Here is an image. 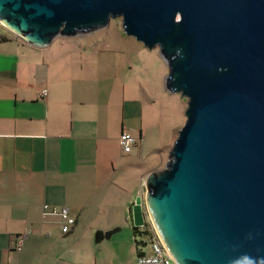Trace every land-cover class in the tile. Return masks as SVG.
Here are the masks:
<instances>
[{
	"label": "water",
	"instance_id": "1",
	"mask_svg": "<svg viewBox=\"0 0 264 264\" xmlns=\"http://www.w3.org/2000/svg\"><path fill=\"white\" fill-rule=\"evenodd\" d=\"M121 20L159 49L187 100L145 206L176 264H264V0H0V24L34 46ZM146 224L143 199L133 209Z\"/></svg>",
	"mask_w": 264,
	"mask_h": 264
},
{
	"label": "crops",
	"instance_id": "2",
	"mask_svg": "<svg viewBox=\"0 0 264 264\" xmlns=\"http://www.w3.org/2000/svg\"><path fill=\"white\" fill-rule=\"evenodd\" d=\"M2 34L9 35L0 24ZM7 38L0 40V264H135L146 236L133 209L170 148L154 140L152 111L130 100L123 83L130 70L103 68L95 45ZM60 45L77 56L58 57ZM123 132L137 140L131 154L120 147Z\"/></svg>",
	"mask_w": 264,
	"mask_h": 264
},
{
	"label": "rangeland",
	"instance_id": "3",
	"mask_svg": "<svg viewBox=\"0 0 264 264\" xmlns=\"http://www.w3.org/2000/svg\"><path fill=\"white\" fill-rule=\"evenodd\" d=\"M119 28L122 29L120 19L113 20L108 27L89 35L74 38L59 36L53 41L55 45L59 44L60 41H64V43L65 41H75L83 47L95 45L96 52L93 55L101 56L107 60L102 65L103 68L116 71L121 67L130 70L128 81L123 82L127 83L130 100L135 101L138 110L144 111L143 109H146V113L152 111L150 121L154 128V140L156 144H161L162 150L167 149L169 146L171 151L179 131L186 122L187 100L180 95L171 94L167 91L166 79L169 75V67L161 56L160 50L146 49L132 38L124 37ZM7 32L10 36H15L9 31ZM61 46L56 48V52H62L58 57L69 59L77 56L74 53L76 51L72 53L70 49L61 48ZM148 107H150V110ZM144 201V210H146L148 219L156 235H158L157 237L161 239L148 210L149 208L147 205L145 206ZM150 252L148 247L146 253L149 254Z\"/></svg>",
	"mask_w": 264,
	"mask_h": 264
},
{
	"label": "built area",
	"instance_id": "4",
	"mask_svg": "<svg viewBox=\"0 0 264 264\" xmlns=\"http://www.w3.org/2000/svg\"><path fill=\"white\" fill-rule=\"evenodd\" d=\"M42 96L44 98L47 96L46 90L42 92ZM119 142L122 151L125 154H131L137 143V140L132 134L128 132H123L119 139ZM48 209L49 207L46 206L45 210ZM59 215L62 217L66 225L72 226L75 224V220L70 217L69 209H63L59 211ZM142 228H145V226ZM157 236L152 237L145 246L141 245L143 253L139 255L135 264H176L172 259V257L170 256V254L168 253L164 243ZM23 243H24V238H19L16 243V249L22 250ZM148 247L150 248L151 251L149 254H147L145 251V249L147 250Z\"/></svg>",
	"mask_w": 264,
	"mask_h": 264
},
{
	"label": "trees",
	"instance_id": "5",
	"mask_svg": "<svg viewBox=\"0 0 264 264\" xmlns=\"http://www.w3.org/2000/svg\"><path fill=\"white\" fill-rule=\"evenodd\" d=\"M7 36H9V35H4V34H2V36H1V38H0V40L1 41H8V38H7ZM15 39H20L19 37H16V36H13ZM11 38V37H10ZM142 230H143V234L147 237H145V240L144 241H142V242H138L139 244H141L142 246H145L146 244H147V242L152 238V237H156L157 235H156V233H155V231H154V229H153V227H152V225H151V223H150V221H149V219H148V216H147V213H146V225H145V228H142ZM112 233V232H111ZM111 233H107L106 235L107 236H109V235H111Z\"/></svg>",
	"mask_w": 264,
	"mask_h": 264
},
{
	"label": "bare ground",
	"instance_id": "6",
	"mask_svg": "<svg viewBox=\"0 0 264 264\" xmlns=\"http://www.w3.org/2000/svg\"><path fill=\"white\" fill-rule=\"evenodd\" d=\"M158 232V231H157ZM159 234V233H158ZM160 236V235H159Z\"/></svg>",
	"mask_w": 264,
	"mask_h": 264
},
{
	"label": "clouds",
	"instance_id": "7",
	"mask_svg": "<svg viewBox=\"0 0 264 264\" xmlns=\"http://www.w3.org/2000/svg\"><path fill=\"white\" fill-rule=\"evenodd\" d=\"M146 225V224H145ZM142 228V227H141Z\"/></svg>",
	"mask_w": 264,
	"mask_h": 264
}]
</instances>
